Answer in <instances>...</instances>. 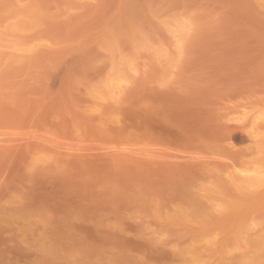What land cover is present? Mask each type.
<instances>
[{"label": "rangeland", "instance_id": "1", "mask_svg": "<svg viewBox=\"0 0 264 264\" xmlns=\"http://www.w3.org/2000/svg\"><path fill=\"white\" fill-rule=\"evenodd\" d=\"M0 264H264V0H0Z\"/></svg>", "mask_w": 264, "mask_h": 264}]
</instances>
